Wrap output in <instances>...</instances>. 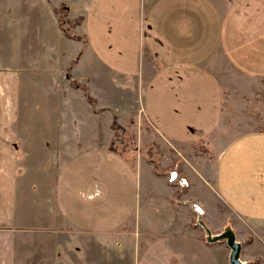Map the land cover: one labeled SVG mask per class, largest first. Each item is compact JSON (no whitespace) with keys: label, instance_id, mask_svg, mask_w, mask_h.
<instances>
[{"label":"rangeland","instance_id":"rangeland-1","mask_svg":"<svg viewBox=\"0 0 264 264\" xmlns=\"http://www.w3.org/2000/svg\"><path fill=\"white\" fill-rule=\"evenodd\" d=\"M64 1L74 9L84 2ZM96 1L102 5L104 0ZM242 1H230V5L224 8L219 27H206L205 40L195 44L200 47L198 54L192 50L194 43H187V51L191 56L181 60L190 65L192 70L195 67L201 73L170 74L172 69L167 67L157 78L161 84L165 83L161 88L157 79L154 83L158 86H152L148 79L149 85L144 83L141 87V59L135 58L130 67L120 69L117 53L109 52L103 60L92 47L97 57L90 49L89 53L93 57L87 60L86 50L82 51L79 64L88 68L93 75L94 93L98 94V88L102 90L98 105L110 107L96 118H72L77 113L81 115V105L75 107V112L72 108V113L68 108V115L61 110L58 118L55 115L52 118H39L37 112L46 103L49 104L46 94L38 89L31 90V86L27 89L26 82L21 83L24 86L21 90L24 97L21 113L26 114L25 118H21V129L26 136L19 140V144L21 149L24 146L27 153L24 156L20 151V159L32 165L43 162L47 172H55L54 178L48 177L46 186L39 189L43 190L44 198L52 194L46 201L49 205L52 199L53 210L57 214L71 222L74 212L80 217L90 213L95 228L104 225L119 232L137 228L144 234L143 237L148 235L149 242L168 229L183 230L185 226H194L195 214L187 209V205H174L169 201L171 190L166 179L174 182V186H180V179L185 178L182 170L174 174L175 171L170 169L166 171V176H162L160 171L150 166L148 159L154 157L163 166L171 164L170 159L176 158L167 152L165 142L155 133V128L166 136L170 132L176 134L175 130L182 139L201 143V125L209 127L212 118L217 115L216 111L221 112L223 122L227 115L231 116L230 109L226 111L222 106L221 111L217 105L221 97L217 79L224 77L227 86H231V90L225 93L231 99L230 108L235 115L231 116L233 134L228 141L223 139L218 142L226 141L225 147L230 145L222 161L221 154L217 152L220 150L211 149L212 156L217 160V182L209 180L214 188L197 176H194L197 184L191 186L194 189L197 185L201 186L207 193L212 192L211 188L216 189L224 202L234 210V218H240V215L250 223L248 219L264 217V135L261 134L264 132V0H254L248 4ZM61 4L54 8V13L65 19L64 15L62 17L65 12ZM43 5L44 0H0V66L16 63L22 68L34 69L35 63L39 65L43 54L41 41L44 33L49 35V17ZM166 15L162 13L163 18ZM61 21L67 30L71 29L68 19ZM219 47L225 56L234 59L231 60L233 68L225 67L222 75L213 73L220 69L215 59ZM60 54L65 56L70 52L68 50ZM238 57L245 59L236 60ZM76 63L70 54V57L58 60L57 66L67 69L66 74L72 77ZM111 63L123 74L115 71L102 73L107 70V66L111 68ZM238 67L246 69L240 70ZM225 74H233L232 80H228ZM29 78L32 83L35 82L36 73ZM151 91L155 109L159 112L156 115L160 117L161 114L164 118L151 115L148 101ZM72 95L77 103L87 102L80 90H74ZM70 100L62 102L66 104ZM58 102L56 98L50 100L54 106ZM175 105L176 111L189 118H182L183 115L170 118ZM47 116H51L49 112ZM57 132L61 134L58 142L71 140V135L77 133L80 137L79 147L72 149L69 154L57 156L53 146L43 145L44 139L39 136L43 133L47 136L44 142H51L49 134ZM156 147L162 148L154 155ZM186 188L181 186L178 192L188 197ZM33 191L37 193L38 188ZM182 221L186 222L182 224ZM238 228V237L244 240L245 245L242 259L246 260V264H264V224L253 230L245 226ZM114 237L112 243L116 240L122 242L120 237ZM181 241L196 244L195 238L190 236H182Z\"/></svg>","mask_w":264,"mask_h":264},{"label":"crops","instance_id":"crops-1","mask_svg":"<svg viewBox=\"0 0 264 264\" xmlns=\"http://www.w3.org/2000/svg\"><path fill=\"white\" fill-rule=\"evenodd\" d=\"M230 1L239 2V0H104L103 4L99 5L96 0H84L83 4L74 9L64 0H44L43 7L49 17V29L52 31L48 29L49 35L44 33L41 41L43 54L39 65L35 63L34 69L22 68L16 63L0 66V264H112L113 262L115 264H230L229 248L225 241L210 243L206 240L205 231L197 224V212L192 206L201 211L202 219L212 234L220 233L227 225L234 230L236 239L242 245L240 255L242 259L245 245L244 240L238 237V227L245 226L253 230L256 226L264 224V217L248 219L250 223L240 215L238 216L241 219L234 218V210L224 202L216 189H212L214 187L209 181L217 182L215 174L217 160L212 156L211 149L220 150L217 152L221 154L222 161L223 154L230 145L225 147V142L233 134L231 116L235 113L230 108L231 99L227 98L225 93L226 90H231V86H227L224 77L217 79L221 90L218 92L221 97L217 100V105L221 111L222 106L226 111L230 109L231 116L227 115L226 121L223 122L220 118L221 112L217 109V115L212 118L211 125L207 128L201 125L200 132L203 139L201 143L182 139L181 134L172 128L176 134L170 132L169 136L155 128V133L165 142L167 152L169 154L171 152L176 158L170 159L171 164H163V166L160 160L154 157L149 158L148 162L156 171H160L162 176H166L170 169L175 171L174 174L179 169L182 170L185 178L180 179V186L176 187L174 182L166 179V184L171 190L169 201L175 203L174 205L186 204L187 209L195 214V221L194 226H185L183 230L163 231L156 235L152 242L147 241L148 235L143 237L144 234L137 228L134 231L128 228L120 232L112 231L104 225L95 228L90 213H84L83 217H80L74 212L71 214V222H68L63 215L57 214L53 210L52 199L49 205L46 201L52 194L44 198L43 190L39 189L46 186L48 177L54 178L55 172L54 174L47 172L46 164L43 162L32 165L25 160L21 161V153L26 156L27 151L24 146L21 149L19 144V140L26 136L21 129L23 123L21 118L26 117L25 112L21 113V102L24 98L21 91L24 86H21V83L26 82L27 89L31 86V90L38 89L46 94L45 98L49 104L46 103L43 109L37 112L39 118H52L53 115L58 118L61 110L68 115L70 112L68 108L72 113V108L75 112L77 105L82 106L81 115L77 113L72 118H96L110 107L105 104L98 105L102 90L98 88V94L94 93L93 75L88 68L79 64V54L82 51L86 50L87 60L92 58L93 54L97 57L93 48L103 60L107 58L109 52L117 53L120 69L130 67L135 58L141 59L142 69L139 70L141 87L144 83L146 86L149 85L150 81L154 87L160 85L161 88L165 83L161 84L157 78L167 67L172 69L170 74L171 72L201 73L195 67L192 70L190 65L181 60L183 57L191 56L187 51V43L193 42L192 50L198 54L200 47L195 44L205 40L207 26L211 28L220 26L224 8L230 5ZM243 1L248 4L254 0ZM60 3H63L61 5L65 14H62V17L64 15L65 19L57 17L54 13V8L59 7ZM162 13L167 15L163 18ZM67 19L71 24L69 30L61 21ZM130 20L134 22L131 23ZM90 49L93 54L89 53ZM68 50L77 62L72 77L66 74L67 69L57 66L58 60L70 57V54L65 56L60 54ZM215 59L220 69L217 72L215 70L214 74L222 75L225 67L233 68L231 60L234 59L225 56L221 47L218 48ZM238 59L245 58H236ZM107 67L102 73L115 71L123 74L112 63L111 68ZM239 68L246 69V67ZM247 69L251 70L248 67ZM35 73L37 79L32 83L29 76ZM233 74L224 76L232 80ZM63 78L64 84H62ZM156 79L158 85L154 83ZM74 90H80L87 102H75V99H72ZM52 98L59 100L57 106L50 103ZM70 98V102L66 104L62 102ZM148 101L151 115L164 118L161 114L160 117L156 115L159 112L155 109L153 91L148 96ZM176 107L177 105L174 106L170 118H180L181 115L182 118H189L176 111ZM48 112L50 117L47 116ZM261 134L264 135V132ZM39 136L44 139L43 145L53 146L57 156L69 154L72 149H77L80 145V140L78 141L80 137L77 133L71 135V140L65 138V142H58L61 138L60 132L49 134L51 142L46 143L44 141L47 136L43 133ZM223 139L226 141L218 142ZM159 148H155L154 155L158 154ZM194 176L202 178L208 186H212V192L207 193L198 185L194 189L191 186L197 184ZM181 186H187L188 197L178 192ZM35 188H38L37 193L33 191ZM184 222L186 221H182V224ZM112 236H115V239L120 237L122 242L116 240L112 243ZM182 236L195 238L196 244L181 241ZM242 260L246 264V260Z\"/></svg>","mask_w":264,"mask_h":264},{"label":"water","instance_id":"water-1","mask_svg":"<svg viewBox=\"0 0 264 264\" xmlns=\"http://www.w3.org/2000/svg\"><path fill=\"white\" fill-rule=\"evenodd\" d=\"M192 206V205H191ZM192 208L197 212V224H199L205 231L206 240L210 243L224 240L227 247L229 248L228 260L230 264H245V262L241 259V242L236 239V235L234 230L229 226H225L224 229L218 234H212L211 230L205 224L202 219V213L199 209Z\"/></svg>","mask_w":264,"mask_h":264}]
</instances>
